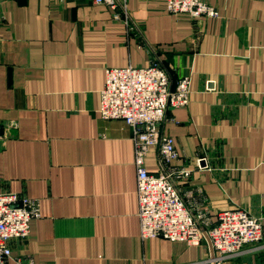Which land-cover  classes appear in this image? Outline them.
<instances>
[{"label":"crops","instance_id":"obj_1","mask_svg":"<svg viewBox=\"0 0 264 264\" xmlns=\"http://www.w3.org/2000/svg\"><path fill=\"white\" fill-rule=\"evenodd\" d=\"M166 1L0 0V128L17 125L0 148V193L41 203L29 238L10 241L12 264L212 260L205 236L142 240L133 131L99 114L110 68L160 62L174 84L191 76L190 105L161 126L174 166L193 170L186 201L213 221L245 209L264 225V0H203L220 17L201 21ZM146 166L159 171V148ZM229 264H264V238Z\"/></svg>","mask_w":264,"mask_h":264},{"label":"built area","instance_id":"obj_2","mask_svg":"<svg viewBox=\"0 0 264 264\" xmlns=\"http://www.w3.org/2000/svg\"><path fill=\"white\" fill-rule=\"evenodd\" d=\"M128 0H95L112 9L126 11ZM167 12L188 16L195 21L217 19L220 12L203 0H167ZM199 39V38H196ZM192 79L180 77L175 84L160 62L148 67L110 68L101 91L99 114L103 120H122L133 131L137 192L139 198L140 234L143 241L163 238L171 242L200 245L206 230L215 252L209 262L229 264L247 247L258 246L264 238L261 219L248 210L233 209L218 213L216 221L188 205L182 185H189L193 170L176 168L180 159L176 141L161 131L167 112L186 108L191 103ZM15 123L0 128V148L10 137ZM152 148H159V171L152 173L146 159ZM199 170L209 169L207 159L196 161ZM41 218L39 200L15 193H0V264H12L10 241L27 240L32 222ZM20 264H25L18 260ZM26 264H35L32 259Z\"/></svg>","mask_w":264,"mask_h":264},{"label":"water","instance_id":"obj_3","mask_svg":"<svg viewBox=\"0 0 264 264\" xmlns=\"http://www.w3.org/2000/svg\"><path fill=\"white\" fill-rule=\"evenodd\" d=\"M204 230V236L207 238V240L210 242V245H211V247H212V250H213V255H212V258L213 257H215V254H214V248H213V246H212V243H211V241H210V239H209V236H208V234H207V232H206V230L205 229H203Z\"/></svg>","mask_w":264,"mask_h":264},{"label":"trees","instance_id":"obj_4","mask_svg":"<svg viewBox=\"0 0 264 264\" xmlns=\"http://www.w3.org/2000/svg\"><path fill=\"white\" fill-rule=\"evenodd\" d=\"M165 69H167L165 66H163ZM168 70V69H167ZM168 72H169V70H168ZM169 74H170V72H169ZM170 76H171V78H172V75L170 74ZM172 81H173V84H174V79L172 78Z\"/></svg>","mask_w":264,"mask_h":264}]
</instances>
